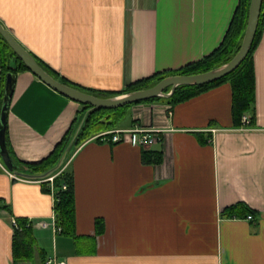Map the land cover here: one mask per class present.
I'll list each match as a JSON object with an SVG mask.
<instances>
[{"label": "crops", "instance_id": "1", "mask_svg": "<svg viewBox=\"0 0 264 264\" xmlns=\"http://www.w3.org/2000/svg\"><path fill=\"white\" fill-rule=\"evenodd\" d=\"M239 2L0 0V21L70 84L119 91L213 52ZM254 62L251 129L234 126L232 86L224 82L176 105H132L114 130L159 131L162 141L150 147L132 134L78 146L68 161L76 236L54 227V195L39 181L13 177L0 159L1 206H8L0 208V264H46L55 256L67 264H264V29ZM80 110L33 72H19L7 117L17 157H47ZM144 149L162 150V162H144ZM237 203L252 212L223 215ZM14 216L33 222L38 247L18 263Z\"/></svg>", "mask_w": 264, "mask_h": 264}, {"label": "trees", "instance_id": "2", "mask_svg": "<svg viewBox=\"0 0 264 264\" xmlns=\"http://www.w3.org/2000/svg\"><path fill=\"white\" fill-rule=\"evenodd\" d=\"M250 2L251 0H240L223 41L213 52L197 61L188 63L179 69L159 72L150 77L140 79L119 91L88 90L78 85L70 84L66 79L60 78L58 73L42 59L36 56L35 58L41 64V66H43V68L55 78L75 88L95 94L99 97H110L134 90L149 88L156 85L167 76L201 73L221 66L230 61L236 55L241 46L247 26ZM263 29L264 2L260 14L258 29L250 52L236 69H234L228 75L211 83L203 85H181L177 87L175 92L170 97H157L139 103L166 101L169 104L176 105L224 82H229L232 86V117L234 126H243L244 123L242 122V118L244 115H248L251 118L249 126L253 127L256 119V73L254 53L261 41ZM26 70L30 71L24 61L16 54V52L0 33V110L5 99L8 75L11 74L12 76L10 88L13 89L17 74ZM169 90L170 87L165 91L168 92ZM134 104L113 109L96 108L91 105L81 104V110L73 120L69 130L66 132L62 140L55 146L53 151L47 157L37 162H26L20 160L17 157L10 143L8 129L6 128V142L11 161L13 163V169H7L14 172L24 171L33 174L45 173L58 163L67 145L69 144L73 133L76 131L84 117L85 119L76 138V145L73 149V152L78 146L91 137H94L95 135L104 131H110L119 128V124L126 116L128 109ZM95 140L102 141V138L97 137ZM71 156L64 163L62 168L54 174V212L56 215V225L61 229L60 232H63L67 235L76 236L75 181L73 170L70 169V163H68ZM0 159H2L1 155ZM162 160V150L156 151L144 149V162L160 163ZM41 184L45 192L51 193L50 181H43ZM64 186H66V188H64ZM2 207L7 208L8 206H1L0 199V208ZM242 209H244L245 216L248 214V212H252L246 208L244 204L237 203L225 208L223 215L228 217L242 216ZM14 218L17 221L18 227H14L12 253L14 262L18 263L32 259L35 256L38 247L37 240L33 232L32 222L25 218H19L15 216ZM96 225L97 233L103 232V220L98 218L96 220Z\"/></svg>", "mask_w": 264, "mask_h": 264}, {"label": "water", "instance_id": "3", "mask_svg": "<svg viewBox=\"0 0 264 264\" xmlns=\"http://www.w3.org/2000/svg\"><path fill=\"white\" fill-rule=\"evenodd\" d=\"M263 2L264 0H251L248 11L247 26L241 46L236 55L227 63L201 73L189 75H170L165 77L152 87L121 93L110 97H99L95 94L82 91L52 76L47 70L43 68V66H41L35 56L17 40L13 33L1 21L0 33L6 39L12 49L16 52V54L24 61L29 70L49 86L53 87L60 93L66 95L67 97L78 103L91 105L96 108L113 109L134 103L148 101L157 97H170L175 92L178 86L203 85L211 83L231 73L243 62V60L250 52L258 29ZM11 80L12 76L11 74H9L6 82L5 99L0 110V155L5 166L10 170L13 169V163L11 161L10 153L7 147L6 128L8 111L14 89L10 88ZM169 87L170 90L166 92L165 90ZM84 119L85 117L79 124L76 131L73 133L72 138L67 145L63 155L54 167L43 174H33L24 171L11 172L17 174L23 179L35 181L45 180L51 176H54V174L62 168L64 163L73 153V149L76 145V138L82 128Z\"/></svg>", "mask_w": 264, "mask_h": 264}, {"label": "built area", "instance_id": "4", "mask_svg": "<svg viewBox=\"0 0 264 264\" xmlns=\"http://www.w3.org/2000/svg\"><path fill=\"white\" fill-rule=\"evenodd\" d=\"M242 122L244 123V125L242 126L243 129H251L252 127L249 126V123L251 122V118L248 115H244L242 118ZM240 127V128H242ZM153 130L150 129H145L142 127H137L133 130H128V131H122V130H111V131H104L101 132L97 135L94 136L93 139H96L97 137H101L102 140H106L109 142H121L123 141L126 137H128L127 135H131L133 137V140H135V142H137V144H139L142 147H150L156 143H159L162 141V137L159 134V131H154V133L152 132ZM156 133V134H155ZM6 169V168H5ZM8 171V170H7ZM13 177L18 178V179H23L21 177H19L17 174L8 171ZM53 180H54V176H51L45 180H38L39 182H43V181H50L51 182V193L53 195H55V188L53 185ZM64 188H66V186H64ZM54 200H55V196H54ZM55 203V202H54ZM248 220H253V215L249 214L247 216ZM52 221H53V225L56 228L57 232H60V228L57 227L56 225V215L55 212H53V217H52ZM13 228L14 227H18L17 221L14 217H12L11 219ZM33 224V222H32ZM43 225L45 226L46 223L44 221H42L41 223H39V225ZM46 264H67L66 260H61L59 259L57 256L55 257H50L48 258L46 261Z\"/></svg>", "mask_w": 264, "mask_h": 264}]
</instances>
